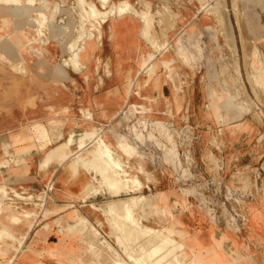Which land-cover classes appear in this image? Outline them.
<instances>
[{"label": "rangeland", "instance_id": "obj_1", "mask_svg": "<svg viewBox=\"0 0 264 264\" xmlns=\"http://www.w3.org/2000/svg\"><path fill=\"white\" fill-rule=\"evenodd\" d=\"M55 1L59 2L60 7L53 20V32L58 37L65 38V41L61 44L56 41L49 42L42 30L31 25L35 18L27 17L26 22L29 24L26 30L27 45H23L26 53H23L19 59L20 64L17 61L16 51L20 45L15 39L18 35L17 32L9 30L14 25L4 21L8 16L2 15L0 18L2 19L0 45L10 39L11 44L16 43V46L9 48L0 46V162L10 166V155L5 153L1 155L2 141H12L13 137L18 135L28 136L38 123L52 127L56 126L55 121L63 116H68L71 123L82 117L79 108L84 107L81 96L87 90V86L80 72L72 68L75 67L73 62L78 58L79 53L75 51L76 45L72 43L69 45L74 47L73 50L70 48L73 52L70 59L67 48L69 41L75 43L82 41L74 37L76 31L70 29L69 33L66 26L70 23V28L73 26L79 28L80 23L85 19L87 20L85 32L89 36V41L83 44L86 48L84 52L81 50L80 57L86 58L92 54V65L81 70L83 75L87 74L90 84L92 81L91 91L101 92L103 78L97 73L102 72L110 76L111 71L115 69L123 73V76L126 75V80L123 78L115 80L125 81L123 94L126 95V104L147 102L150 108L147 112H127V117L121 112L114 119L122 120V124L116 127L117 132L126 135L127 140L138 151L139 157L132 156L134 163L140 160L144 166L142 165L139 171L143 170L142 172L147 173H134V177H138L139 182L140 179L143 180L144 184H140V189L134 188L136 192L131 191L130 180L137 179L128 174L130 180L122 184L126 185L128 190L123 187L124 189L119 193L112 192L116 194L112 196L105 184L100 188L101 184L94 179V168H91L87 170L90 178L86 189L90 190L95 186L100 190L96 194H89L90 199L95 204L102 205L104 209L103 206L111 199L127 200L134 197L135 200H141L145 196L148 204L136 211L135 220L143 228L154 230L156 233L153 234L154 236L163 237L166 234L175 238L176 243H179L176 250L180 264H254L253 256L249 252L243 254L237 249L225 252L221 247L224 235L217 238L212 234V241L203 244L196 237V232L191 231L185 222L178 220L181 217L196 229L213 223L217 226L225 225L240 238L242 237V241L246 235L249 236L250 239L246 240V243L250 242L252 247L250 250L261 257L264 264V243H259L256 236L247 234L250 214L258 212L249 204L264 206V38L262 39L264 0H240V2L236 0L237 5L239 4L237 6L239 12L234 5L235 0H119L118 2L107 0V8H114L116 11L121 4L129 2L132 10L129 14L115 13L112 18L113 29L105 30L104 25L103 33H94L97 38L91 37L93 20L89 13L93 12V8L104 11L103 0ZM18 2L23 4L22 0H0V4L6 6L19 5ZM146 2L149 3V8L144 9ZM134 6L138 11L142 9L144 11L138 15ZM147 11L150 23L145 26L141 15ZM43 18L45 22L50 20L47 13ZM135 20H139L141 27L135 28L133 25L130 27L126 23ZM194 21L207 23V27L205 30L193 32ZM214 27L216 29H210ZM140 29L147 34V37L141 40L138 33ZM193 45L198 49L196 57L194 59L191 57L190 62H186L189 51L195 53L191 48ZM9 54L11 56H7ZM174 56L177 58V64ZM153 65L155 67L151 70ZM39 68L43 70V75L39 72ZM182 74L192 81L195 88L190 105L185 104L184 108H181V97L177 92L179 86L176 85L180 83ZM93 75L98 76L97 80H91ZM162 76L165 84L163 100L167 111L152 112L154 102L161 99L159 88ZM147 77H152V80L140 86ZM173 80L176 83L175 95L168 98ZM105 98L108 101L109 94ZM94 103L103 102L102 99L96 98ZM172 108L177 111L173 112ZM152 114L159 116L165 114L164 120L158 118L164 123L163 128L150 125L154 119H157L153 118ZM131 124L136 126L141 137H136L130 131L128 126ZM66 126V123L61 125L64 128ZM95 127L101 128L102 124L92 126ZM149 132H152L155 140L148 136ZM112 136L114 137V134ZM107 138L112 142L109 132ZM95 141L93 145L99 146ZM158 141L167 146L166 149L161 147ZM23 142L26 143V140ZM51 144L49 143L48 147ZM45 149L42 148L43 151ZM101 151L103 152L99 148L97 152L101 153ZM40 153L41 151H33L29 155L30 160L40 163ZM34 156L37 158H32ZM105 156L104 152L102 160L100 154L97 158L92 157L88 160L92 167L101 165L104 160L108 165ZM251 156L254 158L252 163L249 160ZM115 157L119 158V161H113L116 171L119 172L120 168L131 170L119 154ZM132 170L136 171V169ZM28 173L31 181L23 185L33 195L31 202L38 204L40 206L38 208L41 209L48 201L47 194L42 191L47 190L50 195V190L47 189L46 182L39 181L38 170L32 168ZM35 176L38 179L32 182ZM12 183L6 184L4 190H0V207L4 204L32 207L31 204L23 202L29 200L30 196L18 195L17 192L13 194ZM5 191L9 192V195ZM158 191L166 192L167 205L170 209L162 206ZM4 199L16 200V202L7 203ZM58 209L59 207L56 206H48L45 210L42 209L40 214L50 215ZM253 209H255L254 213H252ZM93 210L99 212V207L93 206ZM32 212L37 214L36 210ZM82 213H87V210H82ZM115 219L108 215L103 223L96 218L98 223L93 224L75 213L74 223L67 226L62 223V218L59 220V217L56 223L60 226L62 224L65 229L69 228L72 232L78 231L84 234V240L90 248L84 255L87 264H136L129 253L138 256L137 254L140 253L138 241L147 238L132 241L128 230L123 231L116 226ZM2 232L4 231L1 229L0 236ZM4 236H6L5 232ZM10 240V249L18 253L24 238L12 236ZM94 241L98 245L93 246ZM125 245L130 249H126ZM15 258H11V264ZM74 261L76 264H84L82 258L77 255L74 256Z\"/></svg>", "mask_w": 264, "mask_h": 264}, {"label": "crops", "instance_id": "obj_2", "mask_svg": "<svg viewBox=\"0 0 264 264\" xmlns=\"http://www.w3.org/2000/svg\"><path fill=\"white\" fill-rule=\"evenodd\" d=\"M118 2L119 0H115ZM23 4L18 2L19 5H11L6 6V4H0V18L1 16H8L6 20L8 23H12L14 25L12 28H10V31H13L14 33L17 32V35L15 37L16 40H18V44L20 46L17 47V55H18V63L20 64L21 61L19 60L23 53H26L23 49V45H27L26 41V30L28 29L29 25L26 22L27 17L32 16L35 18V21L31 24L33 26H36L40 31L42 30L45 33V37L49 42L56 41L58 44H61V42L65 41V38L62 39L61 37H58L53 32L54 22L57 10L60 7L59 2L55 0H22ZM43 4H46L44 6ZM145 8H149V3H145ZM18 6H20L18 8ZM147 6V7H146ZM134 9L137 10V8L134 6ZM142 9L141 11H138V13L144 11ZM12 11H15L12 12ZM47 13L48 17H50V20L45 22L43 21L44 14ZM86 15V14H85ZM82 16L83 18L85 17ZM2 19H0L1 21ZM84 21L80 23L79 28L77 26H73L70 28V23H67L66 29H70L72 31H76L77 34L76 38L78 40L82 41V43H75L73 41H69L67 43V48L69 51L68 58H71V55L73 52L70 49V44L76 45V51H79L83 44L87 41H89V36L85 31H87V20L83 19ZM195 26L193 27L192 31H201L205 30V27H207V23H203L201 21H194ZM2 23V22H1ZM0 23V26H1ZM18 23V24H17ZM128 26L137 28L138 26L141 27V24L139 23V20L133 21H127L126 22ZM192 24V23H191ZM210 24V23H209ZM208 26L210 27V25ZM152 25V23H151ZM213 27V24L211 25ZM48 28V29H47ZM149 29V27H147ZM124 27L122 26V31ZM210 29H216L210 28ZM136 30V29H135ZM9 31V32H10ZM247 31H249L247 27ZM264 32V29H263ZM68 33V34H69ZM139 33V39L143 37H147V34L144 33V30L138 31ZM6 34V33H5ZM67 34V35H68ZM264 34V33H263ZM264 38V35L262 39ZM146 39V38H145ZM11 40V39H10ZM10 40L7 42H3L0 46L2 47H11L13 45L16 46V43L14 42L11 44ZM148 40V39H146ZM261 40V39H260ZM22 44V45H21ZM81 46V47H79ZM151 46L152 42H151ZM192 50H195V53L189 51V54L186 56L188 59L186 60L190 62L191 57L194 59L196 57V50L197 46L193 45L191 46ZM189 49V48H188ZM72 53V54H71ZM179 55V54H178ZM7 56H11L10 54ZM16 56V55H15ZM182 56V55H181ZM14 57V56H13ZM175 57V56H174ZM176 58V57H175ZM183 59L184 56H182ZM3 60V59H1ZM5 61V60H4ZM185 61V60H184ZM77 62L79 63L78 66H75L72 68L75 70H78L80 74L84 77L87 90L82 93L81 96V102L83 103L84 107H80L79 111L82 114L81 118H77L74 123L70 122V118L68 116H63L62 118H59V120H56V126L49 127L48 125L44 123H38L34 128L31 130L30 135L28 136H21L18 135L17 137L14 136L12 141H2L1 143V155L5 153L6 155H10L9 161L10 166L7 164H2L0 162V185L2 188L0 190H4L6 184H10L14 186V192H17L19 195H27L30 196L29 200L23 201L25 204H31L32 207H18V206H10L9 204H4L2 207H0V230L2 229L6 236H4V232H2V236H0V264H11V258L16 257L13 261V264H76L74 261V256H80L82 260L84 261V255L88 253L89 247L86 244V241L84 240V234L74 231L72 232L69 230V228H64V226L61 224L58 225L56 223V220L59 217V220L62 218V223L66 224L67 226L69 224L74 223V216L75 213L78 217H82L85 220L91 221L93 224H97L96 218L100 219L102 223L105 219L108 218L107 213L102 208V205L95 204L89 196V194H96L100 189L94 188L87 190L86 185L89 181V174L88 169L94 168V179L97 183L101 184L100 188H102V184H105V181L102 179V175L100 174V169L93 165L91 163H88L89 160L92 157L97 158V155L99 154L97 151L99 148L98 145L94 144V138H86L84 136L85 132H91L94 131L97 134H100L99 128L96 129L92 128V126H98L99 124H102V126L106 127V133L109 132L110 139L114 144H116V151L118 153H113V158L117 161H119L118 157H115L116 154H119L120 158L124 160L128 169H121L120 173L122 175H126L125 177H128V174L132 178H136L137 180L132 181L129 186L131 187V191L136 192V189H140V184L143 183V180L139 182L138 177H134L135 174L139 173H147L146 171L142 172L139 169L142 168L143 163L140 160H137L136 163H134V158L132 156H137L138 151H136V148L130 144V142L127 140V136L117 132L116 127L120 126L122 124V120H114L116 117L119 116L121 112H123L124 117H127V112L129 113H139V112H147L149 111V104L147 102H141V103H130L126 104V95L123 94V84L125 81H115L119 80L121 78L126 80V75H122L123 73L117 72L115 69L111 71V75L107 76L104 75L102 72L97 73L98 76L101 74L103 78V82L101 83V92L91 91V84L89 82V78H87V74L83 75L81 69H85L86 67H90L92 65V54L85 57L77 58ZM150 63V62H148ZM176 64H177V58H176ZM148 65V64H147ZM146 65V66H147ZM66 66V65H65ZM178 66V65H177ZM178 69V67H177ZM176 69V70H177ZM39 72L43 75V70L40 68L38 69ZM175 70V71H176ZM174 71V72H175ZM66 74V71H65ZM98 76H91V80H94L98 78ZM170 78L172 76L170 75ZM180 83L176 84L173 80V84L171 87V90L169 92L170 98L172 95H175L174 85L176 84L179 86V90H177L178 94L181 97V108H184V105L187 106L190 105L191 101V95L194 92V84H192V81L187 78L185 75H181V79H179ZM164 80L162 76V83L159 88V92L161 94V99L158 102H154V106L152 108V112L154 111H162L163 113L167 111V106L164 103L163 100V90H164ZM117 86L116 88H114ZM182 86L185 88H182ZM113 88V89H112ZM111 89L110 91H108ZM173 91V93H172ZM152 93V92H151ZM158 93V91H156ZM109 94L108 101L106 100L105 96ZM153 94V93H152ZM101 100V104H95V99ZM159 107V108H158ZM174 107V106H173ZM126 108V109H125ZM125 109V110H124ZM180 110V109H179ZM172 111H177L175 108H172ZM79 112V113H80ZM165 114L159 116V115H153L154 122H152L150 125L163 128L164 123L161 119L164 120ZM148 117V115H146ZM122 118V117H121ZM161 118V119H158ZM79 121H81V124H79ZM146 122V121H145ZM62 123H66V128L61 127ZM148 123H145V125ZM130 131L135 134L136 137L139 136L140 133L137 132L136 126L134 124H131L128 126ZM66 132V134H65ZM114 134V137L112 136ZM65 138L63 139V137ZM84 136V138H83ZM148 136L151 139L155 140L154 135L152 132L148 133ZM26 140V143L23 141ZM157 141V139H156ZM23 142V143H22ZM46 143H52L49 147ZM66 143L65 148L62 151V154H56L53 156H49V153L56 149L58 146ZM95 143H98L95 141ZM173 143V141L171 142ZM58 144V145H57ZM76 144L78 146H76ZM158 144L166 149L167 146H165L163 143ZM45 145V146H44ZM13 148V149H10ZM42 148H46L44 151ZM68 150V151H67ZM33 151H41L40 155V163L39 161L32 162L29 158V155ZM25 154V155H23ZM96 155V156H95ZM166 157L168 158L167 154L165 153ZM107 157V156H105ZM139 157V156H137ZM36 159L37 157H32ZM82 158V161H81ZM108 161V158H106ZM230 162V158H228ZM250 163L254 161V158L250 157ZM39 163V167H38ZM102 161L101 165L106 166L107 163ZM120 163V162H119ZM87 166V167H86ZM144 166V165H143ZM32 168L38 170L39 181L46 182V187L48 190H50V195L48 194L47 190H43L42 192L47 194L48 201H46L45 206L43 208L39 209L38 204H34L31 202V199L33 198L32 193L29 192L28 188L23 185L27 183L31 177L30 172ZM132 169H136V171H133ZM9 170V171H8ZM99 171V172H98ZM139 171V172H138ZM146 178V177H145ZM38 177H34L32 179V182H34ZM146 180V179H145ZM148 182V181H146ZM120 184L118 191H122L126 185ZM144 184V183H143ZM109 192L112 194V189L109 188ZM136 186V187H135ZM56 190V193L55 192ZM122 189V190H121ZM87 191V193H86ZM21 192V193H20ZM128 192V191H127ZM161 195V202L162 206L168 207V200H167V194L165 191H158ZM7 195H9V192H6ZM41 193V192H40ZM85 194V196H83ZM158 193V195H159ZM35 195V194H34ZM113 195V194H112ZM132 195V194H130ZM11 196V193H10ZM116 196V194H114ZM89 198V199H87ZM122 199V198H119ZM5 200V199H4ZM6 201V200H5ZM7 203L13 202L15 203L16 200H9L6 201ZM52 207L56 206L59 207L57 211H55L53 214L45 215L43 216L40 214L42 212V209L45 210L46 207ZM94 207H99V212H96L93 210ZM250 207L255 208L258 212L256 214H250V219L247 225V234L256 236L259 243H264V206H259L258 204H249ZM86 207V208H85ZM104 207V206H103ZM38 208V209H37ZM261 208V209H259ZM87 210V213H82V210ZM170 209V208H169ZM252 213H254V210ZM36 210L37 214H34L32 211ZM85 212V211H83ZM45 217V218H44ZM181 217V216H179ZM57 218V219H56ZM182 219V220H181ZM181 219L178 218L181 222H185L189 229L194 232H196V237L203 243V244H209L212 241V234L215 237H220L222 235L225 236V238L222 241L221 247L225 250V252L230 251L231 249H237L238 251L245 254V252H249L253 256V262L254 264H263L261 257H259L256 253H252L250 250L251 244L246 243V240H249V236L243 238L239 237L238 234L233 233L228 227L225 225L217 226L213 223H210L209 225H206L204 228L196 229L193 227L191 223H188L185 221L182 217ZM47 223V224H46ZM44 224H46L44 226ZM101 225V224H100ZM251 230V231H250ZM15 238H24L21 250L16 253L13 250L10 249V238L12 236ZM242 239V240H241ZM260 239V241H259ZM14 244H17L14 242ZM23 250V253L21 251ZM22 255V256H21ZM84 264H87L84 261Z\"/></svg>", "mask_w": 264, "mask_h": 264}, {"label": "bare ground", "instance_id": "obj_3", "mask_svg": "<svg viewBox=\"0 0 264 264\" xmlns=\"http://www.w3.org/2000/svg\"><path fill=\"white\" fill-rule=\"evenodd\" d=\"M238 1L240 2V0H238ZM238 1H236V0L233 1L234 5L236 6V8L238 10L237 12H239V8L237 7L239 5V4L237 5ZM102 3H103L102 5L104 7V11H101V10L98 11V10L93 8V12L89 13L90 17H92V20H93V29H91V32H93V33H92L91 37H96V36H94V33H96V32L103 33L106 30V28L109 30L111 28L113 29L112 18H113L115 13L120 14V15L129 14L130 10H132L131 9L132 5L129 2L121 4L119 8L117 7L118 9H116V11L114 8H107L106 7L107 0H103ZM138 15H139V13H138ZM147 15H148V11H147V13L141 15V18L144 19L145 26H146V24L148 26L150 23ZM104 25H105V30L103 29ZM97 42H98V39H97ZM245 46H247V44ZM70 48L73 50L74 47L71 46ZM85 48H86V45H83L82 48L79 51H77V52H79L78 58L80 57L81 50L84 52ZM163 59H165V58H163ZM73 64H74V66L79 65V63L77 62V58L74 60ZM154 67H155V65H153L151 67V70L154 69ZM150 80H152V77L151 78H149V77L144 78V81L140 83V86H142L143 83L148 84V82H150ZM152 85H154V84L152 83ZM106 127L102 126L101 128H99L100 134H98V135L94 131H91V132L88 131V132L84 133V136L86 138H88V137L94 138L99 143V147H101V149L103 150V152L101 151V153H99L101 155L100 160H102V153L105 152V154L107 156L106 158H108V162L110 165L108 164V165L104 166L105 165L104 164L105 162H104L103 163L104 165H102V166L98 165L97 167L100 169V174L102 175V177H103L102 179L105 181L106 185H108L109 188L112 189L113 193H119L118 188H119L120 184L125 183L127 180H129V178L122 177L120 172L116 171L117 169L116 170L114 169L113 164L115 162L114 161L115 159L113 158V152L116 151V146L113 142H111L107 138ZM84 136H83V138H84ZM65 146H66V143L58 146L56 149H54L53 151H51L49 153V156L51 157L54 154H58V153L60 154L63 151V149L65 148ZM97 164H99V163H97ZM115 167H117V166H115ZM147 204H148V201L146 200L145 196L141 200H138V199L135 200L134 197L127 199V200H125L124 198L113 199V200L111 199V200H109V202H107V205L104 206V210L106 213H108L109 216L116 218L114 221L116 226H118L123 231L128 230V233H129L132 241H134V242L138 241L143 237L147 238V239H144L143 241L140 240L141 243L138 241V243H139L138 249L140 252L139 254H137L138 256H135V255L131 254V252L129 253V251H127L129 253L130 258L133 259V262L135 261L136 264H180L178 261L179 254L176 250L179 247V245H177L179 243H176L177 240L175 238H173L172 236H168L166 234H164L163 237L158 236V237H160V238H158L157 235L156 236L153 235V234H156L154 232V230H149V229L143 228L141 226V224L135 220L134 215H135L136 211L141 209L144 205H147ZM125 243H128V242H125ZM96 245H98V243L96 241H94L93 246H96ZM125 246L127 247V248L125 247L126 249H130L128 245H125ZM181 247L182 246H180L179 249H181Z\"/></svg>", "mask_w": 264, "mask_h": 264}]
</instances>
